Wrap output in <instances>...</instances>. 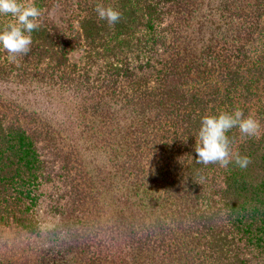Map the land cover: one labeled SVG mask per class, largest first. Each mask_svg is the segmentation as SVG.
<instances>
[{
  "label": "trees",
  "instance_id": "1",
  "mask_svg": "<svg viewBox=\"0 0 264 264\" xmlns=\"http://www.w3.org/2000/svg\"><path fill=\"white\" fill-rule=\"evenodd\" d=\"M35 4L31 51L0 49V264H264V135L228 133L243 170L195 152L205 115L264 126V0ZM35 84L65 89L70 115L7 90ZM78 136L105 160L89 168Z\"/></svg>",
  "mask_w": 264,
  "mask_h": 264
},
{
  "label": "clouds",
  "instance_id": "2",
  "mask_svg": "<svg viewBox=\"0 0 264 264\" xmlns=\"http://www.w3.org/2000/svg\"><path fill=\"white\" fill-rule=\"evenodd\" d=\"M99 19L106 20L112 26L121 18L122 13L111 5L97 4L95 8ZM41 9L35 0H0V16H10L9 22L0 29V49L8 53V59L15 62L21 55L31 51L32 33L40 28ZM237 128L243 137L260 139L264 135V126L254 115L240 108L205 115L196 134V163L218 164L227 168L234 163L240 169H246L251 161L247 155L234 151L228 133Z\"/></svg>",
  "mask_w": 264,
  "mask_h": 264
},
{
  "label": "rangeland",
  "instance_id": "3",
  "mask_svg": "<svg viewBox=\"0 0 264 264\" xmlns=\"http://www.w3.org/2000/svg\"><path fill=\"white\" fill-rule=\"evenodd\" d=\"M200 13V8L198 11ZM81 54V51L74 50L70 53L71 59H77ZM22 87V86H21ZM52 91L49 92L47 91L48 88L46 86H41V85H32V88H30L28 91L23 94L27 96H23V94H20L21 90L18 89L17 92H12L7 88V90L13 94L17 93L19 95L20 99L23 101L27 102L31 107H36L39 111H41L45 115H50L48 116L52 121H57L61 119V116H69V112L66 111L65 109L61 108V105H63V102L66 98V91L63 88L56 89L55 88H49ZM19 93V94H18ZM22 93V92H21ZM30 100L28 102L27 100ZM60 123V121H59ZM61 127V131L67 133V131L70 133L71 136L74 137V130H73V124L70 119H62V123L58 125V127ZM79 138V143L81 146L82 154L84 155V158L86 159L89 168L93 167L96 163L104 161L105 157L102 154L98 153H91V151H86L84 149V141L85 138L78 136ZM77 140V139H76ZM97 155V157H95ZM91 160V161H90ZM93 161V162H92Z\"/></svg>",
  "mask_w": 264,
  "mask_h": 264
}]
</instances>
